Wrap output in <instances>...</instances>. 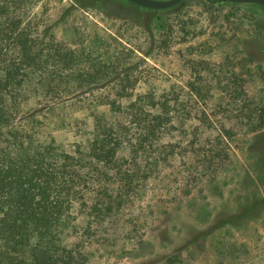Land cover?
I'll use <instances>...</instances> for the list:
<instances>
[{
    "label": "rangeland",
    "instance_id": "obj_1",
    "mask_svg": "<svg viewBox=\"0 0 264 264\" xmlns=\"http://www.w3.org/2000/svg\"><path fill=\"white\" fill-rule=\"evenodd\" d=\"M25 9V23L37 17L34 34L46 51L71 49L84 56L83 69L91 68L87 58L119 61L124 77L91 87L74 77L53 84L90 87L75 97L42 98L34 82L22 111L44 138L71 150L89 137L96 113H109L106 96L181 85L193 88L185 127L205 123L199 141L228 153L202 183L185 170L186 161L198 168L202 155L178 156L107 231L81 232L89 264H264V129L250 127L254 110L264 108V6L185 0L154 10L127 0H34ZM210 121L226 132L223 141ZM173 169L170 181L163 178Z\"/></svg>",
    "mask_w": 264,
    "mask_h": 264
},
{
    "label": "trees",
    "instance_id": "obj_2",
    "mask_svg": "<svg viewBox=\"0 0 264 264\" xmlns=\"http://www.w3.org/2000/svg\"><path fill=\"white\" fill-rule=\"evenodd\" d=\"M31 1L12 0L0 6V264H89L91 254L81 232L107 231L110 222L124 215L142 197L147 183L160 177L178 156L202 155L198 168L193 169V161L185 162V170L198 174L194 179L202 183L228 153L226 146L205 148L199 141L205 123L185 127L191 86L139 93L124 89L116 97L106 96L103 104L109 113H96L89 137L71 150L31 128L33 115L24 113L22 106L30 99L34 82L42 85L35 95L56 98L87 95L98 81L124 79L119 61L105 64L87 58L91 68L83 69L84 56L71 49L46 51L34 34L37 17L25 23V5ZM210 1L221 9L242 5ZM71 77L81 87H90L69 92L53 86L57 79ZM255 110L250 127L262 130L264 108ZM209 126L218 132V140L226 136L213 121ZM173 172L163 178L170 181Z\"/></svg>",
    "mask_w": 264,
    "mask_h": 264
},
{
    "label": "water",
    "instance_id": "obj_3",
    "mask_svg": "<svg viewBox=\"0 0 264 264\" xmlns=\"http://www.w3.org/2000/svg\"><path fill=\"white\" fill-rule=\"evenodd\" d=\"M127 1L133 2L144 8L163 10L177 5L182 0H127ZM228 1L237 2V3H256L264 6V0H228Z\"/></svg>",
    "mask_w": 264,
    "mask_h": 264
},
{
    "label": "flooded vegetation",
    "instance_id": "obj_4",
    "mask_svg": "<svg viewBox=\"0 0 264 264\" xmlns=\"http://www.w3.org/2000/svg\"><path fill=\"white\" fill-rule=\"evenodd\" d=\"M131 3H133V2H131ZM135 4V3H134ZM137 5V4H136Z\"/></svg>",
    "mask_w": 264,
    "mask_h": 264
}]
</instances>
